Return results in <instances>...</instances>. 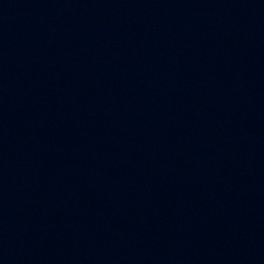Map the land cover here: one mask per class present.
<instances>
[{"label":"water","instance_id":"obj_1","mask_svg":"<svg viewBox=\"0 0 264 264\" xmlns=\"http://www.w3.org/2000/svg\"><path fill=\"white\" fill-rule=\"evenodd\" d=\"M0 264H264V0H0Z\"/></svg>","mask_w":264,"mask_h":264}]
</instances>
